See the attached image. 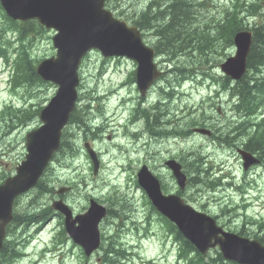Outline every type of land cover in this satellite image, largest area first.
<instances>
[{"label":"rangeland","instance_id":"obj_1","mask_svg":"<svg viewBox=\"0 0 264 264\" xmlns=\"http://www.w3.org/2000/svg\"><path fill=\"white\" fill-rule=\"evenodd\" d=\"M146 1L147 0H124V2H127V6H129V4H135L134 8L137 10L141 9ZM208 1L209 0H200L199 2L206 3ZM234 1L235 0H212L210 6H207V9L198 8V3H196V23L193 25L194 34H192L194 39L190 42L189 47L183 49L169 66L165 65L163 61L168 60L170 56L161 55L158 57V61L160 60L162 62L161 65L166 70L165 81L159 82L158 86L166 84L167 80L170 79H175L178 83L183 77L191 80L190 83L183 85L184 93H190V96L182 97L178 95L173 99L174 101L167 99L166 102L170 108L166 109L162 107L161 109L169 113L170 116H165L159 111L158 114L161 116L159 118H164V120L166 119L168 121L171 119L179 120V127H185V122L187 121H189V123L190 121L202 123L201 115L204 114L209 116L210 119L214 118L212 122H215L217 126L220 127L227 116H233L231 112L226 113L228 110L231 111L232 106L235 104L233 101H230L233 96L229 93L221 95L220 99H218L215 93V98L212 100L209 98V96L214 97L212 92L206 89L203 91L198 89V86L202 83V78L200 76L195 77L196 74L193 73L199 72L202 75L203 72H208L213 76H221L218 67L233 53V48L225 47L223 43H220L221 39L218 40L219 42H215L214 39L210 41L205 38L199 39L201 34L208 35V33L212 31L216 21L219 19L225 20L226 13L228 10H232ZM248 1L252 3L257 0ZM259 1L263 2V0ZM148 3L149 2L146 3V6ZM128 11L129 8L127 9V12ZM149 19H152V17H149ZM260 22L261 18L247 21L249 26H254ZM3 23L4 19L0 13V24ZM29 35V40L26 41L25 44L29 47L32 58L35 60H42L51 57L53 52H55L51 40L52 34L49 32L41 33L34 30L30 32ZM212 36L214 37L215 35ZM16 37L15 34L12 35V32H9L7 36L11 41L17 40ZM153 39V36L149 37V40L152 42ZM209 42H214V44L207 47V45L210 44ZM91 59V62L85 63V67L82 70V74L85 77L83 85L86 87L83 90L84 94H91L96 88L103 91L111 86L110 82L106 80V76L101 80L100 72L110 71V68H117L118 71L122 73L114 77V80L117 79L118 82L123 78L127 80L128 74L133 69L132 63L125 60L103 61L102 59L100 60L98 55H92ZM0 66H2L0 67V110H3L8 101L15 102L18 107L39 105L40 103H44L55 91L53 87H50L46 92L48 95H43V87H37L36 84L32 86L22 85V87H18L19 91L17 89L15 93H13L12 90L8 91L10 87L8 84L10 81L8 80L10 77L7 78V76L1 72L2 69L5 68L2 60H0ZM176 68H186V71L182 74L178 71L177 74L172 75L169 70H175ZM104 80L106 81L104 82ZM207 83L213 85L211 81H207L206 84ZM129 86L136 91L135 86ZM158 86L150 94L148 104L144 107L145 109H149L150 104L154 100L157 101L165 98L161 96V90ZM167 90L169 91V89ZM180 90L178 92H181ZM127 91L136 104L138 99L137 93L134 91L132 94L128 87ZM93 106H96V104L94 103ZM219 110H221V112H219ZM151 113L154 112L151 110ZM261 113H263V110ZM26 119L19 123L18 120H13V122L9 121V117H6V119L0 117V175L12 172L15 167L24 160L26 154L25 136L29 130L36 127L38 124V120H35L33 115ZM82 119L85 120L84 118ZM164 120L162 122H164ZM137 126L139 132L142 133L140 134V141L135 143V146L133 141L128 143L130 138L127 142L120 139L124 134L122 129H119L115 133V137L102 144L103 164L97 176L93 174V168L89 158L81 153V149H79L80 144L83 143L82 133L85 129L77 125L69 127L68 134L74 137L69 144L71 145L72 154L75 155V161H73L74 159H70L69 154H66V152L63 156L59 154L57 158L53 160L52 167L50 168L51 170L47 172L45 181L54 189H58L62 186H73V190L67 195L66 201L72 206L76 213L83 212L88 206L89 198L92 197L97 198L101 203L111 208L113 211L111 217L105 220L101 225L103 240L106 239L105 244L112 240H117L118 238L119 240L121 239L126 247H131L129 246L131 243L136 247L132 250L134 255L139 252L142 257L148 258L150 255L160 250L164 235L163 227L165 229V225L151 210V206L144 192L139 189L136 184L138 168L142 164L147 162L154 172L161 174L167 189L174 192L176 190L175 180L172 179L171 174L162 167L163 160L169 156L179 160L185 159L191 161L193 159L190 158V154L194 153L200 155V153L197 154V152L200 151L207 159L204 160L205 164H207L204 165L205 169L209 168V166L218 167L220 165L226 169H231L234 174V179H236L238 183L244 181L245 176L244 172H242L241 162L236 157L234 151L209 146V141L197 136L185 139L171 137L170 139L159 138L156 140L153 138L155 136L153 133L150 131L146 132L143 121H140ZM159 129H155V131ZM127 143L128 148H126ZM121 147L124 148V152H121ZM193 168L194 167L190 165V170ZM262 170V168H258L253 171V173L247 175L248 180L257 178V182L260 184V187H258L260 191L256 190L252 192L248 198L249 200L246 199V201L251 202L253 206L247 211V214L249 216L254 215L255 218H260V212L264 214L263 199L261 198L258 200L254 197L255 195L264 197V182L260 175ZM117 176H119V181L121 182H119L120 186L117 187L116 191L111 183ZM194 188L195 189H191L190 192L195 195L197 203L202 202L210 211L219 215L222 222L232 228H241L244 226L245 217L242 210L236 209L233 214L223 212V209H233L237 204H243L242 196L237 190L234 191V199H231V192L222 193V190H219V193L214 194L213 185L210 191L205 187L204 182L199 185L194 184ZM196 189L201 192L198 193ZM126 193H128L127 197L125 196ZM53 198L54 194L44 193L39 189H35L21 197L17 208L20 213L27 212L24 211V208H33V212H37L47 206H51ZM148 217H150L152 230L156 231L159 236L156 238L151 237L148 241H145L140 238L143 232H141L139 228L143 227V224L137 226V220L141 219L146 223ZM40 224L42 225L33 224L27 228L28 231H33L37 226H42L43 228L32 246V251H35L34 248H36L37 245L51 244L53 236H56L61 230L59 217L52 216L46 221L42 220ZM20 227L21 225L15 226L13 232L18 231ZM245 228L248 230L251 227L245 225ZM21 232L22 229L17 232V240L25 238V232L20 236ZM66 244L70 245V247L62 246L65 253L64 257H66L65 264H83L85 262V257L82 251L72 246L70 242ZM16 250H19V246ZM68 255L71 256L70 259H68ZM213 255L212 253V256ZM103 256L104 250H100L90 260V263L103 264L99 261ZM47 258L46 263L52 264L53 261L50 257ZM15 264H23V261H17ZM134 264H140V262L136 260Z\"/></svg>","mask_w":264,"mask_h":264},{"label":"water","instance_id":"obj_2","mask_svg":"<svg viewBox=\"0 0 264 264\" xmlns=\"http://www.w3.org/2000/svg\"><path fill=\"white\" fill-rule=\"evenodd\" d=\"M3 2L9 3V0H3ZM98 4H101V0L98 1ZM5 6L8 10H12L8 5L5 4ZM12 7L17 12L19 11L14 6ZM22 8L24 11L28 10V7ZM73 10L74 5L72 4V1L66 0L65 11L67 13H71L72 16L67 15L62 20L53 19L52 16H45V18L49 20L50 24L52 23L53 26L61 30L59 38L60 41H62L61 45L65 51H74V46L83 44L88 39L91 34V29L88 25L90 22L103 27L101 20L98 17L90 16V20H85L82 17L81 11H78L76 15ZM29 12H35L36 15H43L41 8L40 10H36L34 7H31L29 8ZM103 21L105 28L103 27L104 30L100 46L106 52L111 54L132 55L129 42L123 37L124 33L122 29L124 28L125 23L113 20ZM96 29L98 30V28ZM126 30L128 32L132 31L127 28ZM237 43L239 45V36L237 37ZM58 64L59 63L54 61H47V63H44L40 67L39 74L42 75L44 79H50L51 75L54 78L58 77V80L63 82L64 87H69L70 84L72 85L76 82V74L68 68L58 69ZM60 101L61 97H56L53 101L56 105H51L49 109L44 110L41 113L40 117L42 122L45 123V126L28 136L27 147L29 154L27 156V161L19 168L18 175L15 179L7 181V183L0 188V248L4 238V225L9 220V213H11V204L14 197L19 193L28 190L38 181L52 157V154L59 147V132L61 131L63 127L62 125L66 122L69 114L67 109L57 104L58 102L60 103ZM245 160L246 167L254 162L250 156H245ZM148 191L151 198L159 206L160 210L169 215L172 220L179 225L184 233L188 234V232L195 230L200 224V220L198 218L201 216H197L198 214L195 215V212L191 208L182 205V201H179V206L169 207L166 205L165 198L160 194L159 186L156 182L153 181V183H151L148 187ZM158 200H160V203H158ZM57 207L68 215L67 229L70 234L74 236L73 238H75L76 241L81 242L84 246H87L90 244V240L95 238V243H99L98 233L96 232L95 234H90L88 232L89 228L86 226L88 223L93 221V216L95 215L94 213L92 215L88 214L86 216H80L77 217L76 220H73L71 212L68 211L66 207L62 205H57ZM94 209L91 212H93ZM99 211L101 212L99 217L97 215L98 219L94 222V226L97 225L99 218L104 215V212L101 209H99ZM187 215L194 220V227L190 225V219ZM76 222L81 224L79 228L75 227Z\"/></svg>","mask_w":264,"mask_h":264},{"label":"trees","instance_id":"obj_3","mask_svg":"<svg viewBox=\"0 0 264 264\" xmlns=\"http://www.w3.org/2000/svg\"><path fill=\"white\" fill-rule=\"evenodd\" d=\"M153 4H156V2H154ZM179 2H178V0H173V2L172 3H169L168 4V6H167V11H170L171 13L172 12H174V11H176V9L179 7ZM150 12V11H149ZM149 12L145 15V17H144V22H147L146 21V17L149 15ZM166 12V11H165ZM167 13V12H166ZM161 14V13H160ZM176 24H177V22H176V19H174L173 21H172V23L170 24V25H168V27L166 28V31H168V32H171L172 34H175L176 35V42L178 43V44H182V42L184 41V37H183V34L181 33V32H179V30L177 29V27H176ZM230 25V24H229ZM165 29V28H164ZM164 31V30H163ZM22 72V70L21 69H19V73H21ZM24 73H29L30 75H33V73L32 72H24ZM23 73V74H24ZM22 74V73H21ZM22 74V75H23ZM246 94L247 95H250V88H247V90H246ZM246 97H248V96H246ZM257 151H259V148L256 150V151H253V152H257Z\"/></svg>","mask_w":264,"mask_h":264},{"label":"bare ground","instance_id":"obj_4","mask_svg":"<svg viewBox=\"0 0 264 264\" xmlns=\"http://www.w3.org/2000/svg\"><path fill=\"white\" fill-rule=\"evenodd\" d=\"M184 37V36H183ZM162 107H164V106H162V105H158L157 106V114H156V122L154 123V126H153V128H152V133L156 136V135H158L160 132H158V131H155V129H159L160 127H161V122H160V120L161 119H163V118H159V117H161L158 113H159V111H160V113H162L163 115H165V116H170L169 115V113H167L165 110H162L161 108ZM165 116H162V117H165Z\"/></svg>","mask_w":264,"mask_h":264}]
</instances>
